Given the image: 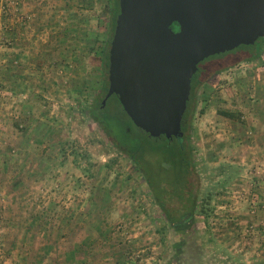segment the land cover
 Instances as JSON below:
<instances>
[{"label":"rangeland","instance_id":"rangeland-1","mask_svg":"<svg viewBox=\"0 0 264 264\" xmlns=\"http://www.w3.org/2000/svg\"><path fill=\"white\" fill-rule=\"evenodd\" d=\"M105 1L0 0V264H264V37L258 59L225 60L246 57L239 45L201 62L197 205L176 227L89 113L106 93ZM163 136L142 142L156 150Z\"/></svg>","mask_w":264,"mask_h":264},{"label":"water","instance_id":"water-1","mask_svg":"<svg viewBox=\"0 0 264 264\" xmlns=\"http://www.w3.org/2000/svg\"><path fill=\"white\" fill-rule=\"evenodd\" d=\"M118 4L102 106L116 95L133 124L153 138L182 135L191 77L200 61L264 37V0Z\"/></svg>","mask_w":264,"mask_h":264},{"label":"trees","instance_id":"trees-1","mask_svg":"<svg viewBox=\"0 0 264 264\" xmlns=\"http://www.w3.org/2000/svg\"><path fill=\"white\" fill-rule=\"evenodd\" d=\"M105 10L107 14L105 32L103 33L104 37L97 51V55L101 60V67L104 72L103 77L106 79L104 90L107 91L108 50L115 26V19L119 12L118 0H106ZM171 27L174 30H178L179 25L174 22ZM243 46L247 47V50H249L248 52H250L248 55L246 54L247 57H241L239 54H236L234 57L228 56L225 60L232 59L231 61L234 63L240 58H245V60L248 61L259 58L260 50L258 48L253 47V45ZM221 60L222 58L216 59V70L214 74H218L227 69L226 66H219L222 64ZM202 61L197 64V69L191 77L190 94L181 119L182 135L171 139H167L162 135L165 137L163 139V144L156 145V150L148 149L143 144L142 141H144L145 137H149V135L133 124L122 108L116 95H111L108 98L105 107L102 106V100H94L88 106L90 116L94 122L97 123L111 142L118 147L119 150L127 154L139 168L154 195L156 204L163 211L166 222L176 227H180V224H182L188 216L193 215V211L197 205V188L195 184L191 182L194 177V166L191 155L192 145H189V117L192 116L194 112L197 86L203 82L206 68L208 69V66H201ZM105 73L107 74L106 76L104 75ZM111 97H115L117 100L121 112L119 114L122 116L121 118L118 116L115 117L114 113H111V106H108L109 100L112 99ZM220 114L228 118H235V114L231 111H220ZM208 199L209 194L204 198V204L201 205L198 210V214L203 216L204 219H208L211 214V211L206 207ZM174 200L175 205H172V201Z\"/></svg>","mask_w":264,"mask_h":264},{"label":"flooded vegetation","instance_id":"flooded-vegetation-1","mask_svg":"<svg viewBox=\"0 0 264 264\" xmlns=\"http://www.w3.org/2000/svg\"><path fill=\"white\" fill-rule=\"evenodd\" d=\"M255 44H256V42H255ZM255 44H253V45H255ZM248 51H249V50H248ZM248 51H246V50H245V51H243L242 53H244V54H247V55H248V54L250 53V52H248ZM247 55H246V57H247Z\"/></svg>","mask_w":264,"mask_h":264},{"label":"crops","instance_id":"crops-1","mask_svg":"<svg viewBox=\"0 0 264 264\" xmlns=\"http://www.w3.org/2000/svg\"><path fill=\"white\" fill-rule=\"evenodd\" d=\"M263 145H261V146H263L264 147V135H263V138L261 139V141H260Z\"/></svg>","mask_w":264,"mask_h":264}]
</instances>
